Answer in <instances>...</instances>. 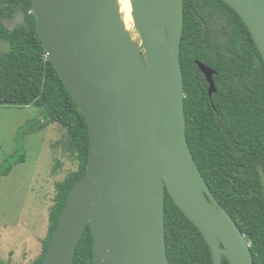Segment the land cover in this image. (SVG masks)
Instances as JSON below:
<instances>
[{
  "label": "water",
  "instance_id": "obj_1",
  "mask_svg": "<svg viewBox=\"0 0 264 264\" xmlns=\"http://www.w3.org/2000/svg\"><path fill=\"white\" fill-rule=\"evenodd\" d=\"M264 60V0H222ZM37 32L84 115L90 153L43 264H73L90 224L93 264H170L165 194L199 229L214 264H255L244 234L204 179L186 137L180 48L184 0H130L143 52L118 0H31ZM217 93L215 71L197 63Z\"/></svg>",
  "mask_w": 264,
  "mask_h": 264
},
{
  "label": "trees",
  "instance_id": "obj_2",
  "mask_svg": "<svg viewBox=\"0 0 264 264\" xmlns=\"http://www.w3.org/2000/svg\"><path fill=\"white\" fill-rule=\"evenodd\" d=\"M21 13L23 22L8 30L3 20ZM0 104L43 110L41 121L66 130L65 150L78 166L56 184L41 254L29 264H43L71 188L84 179L90 153L87 121L54 68L37 32L31 0H0ZM184 78L186 137L218 204L244 234L255 264H264V60L245 23L222 0H184L180 48ZM216 72L217 93L198 66ZM17 150L0 163V179L25 162L23 133ZM166 253L170 264H214L199 229L165 194ZM90 224L73 264H93ZM0 264H3L0 258ZM223 264H229L226 258Z\"/></svg>",
  "mask_w": 264,
  "mask_h": 264
},
{
  "label": "rangeland",
  "instance_id": "obj_3",
  "mask_svg": "<svg viewBox=\"0 0 264 264\" xmlns=\"http://www.w3.org/2000/svg\"><path fill=\"white\" fill-rule=\"evenodd\" d=\"M122 16V15H121ZM23 22L17 13L3 20L8 30ZM125 24V23H124ZM125 27L128 28L125 24ZM127 29L143 52L134 23ZM7 45L0 44V51ZM43 110L0 104V163L18 148L23 133L26 158L8 177L0 179V258L3 264H26L42 252L47 235L49 212L54 204L55 186L77 169V162L65 150L66 130L58 124L41 121L32 131L29 124L42 120Z\"/></svg>",
  "mask_w": 264,
  "mask_h": 264
},
{
  "label": "bare ground",
  "instance_id": "obj_4",
  "mask_svg": "<svg viewBox=\"0 0 264 264\" xmlns=\"http://www.w3.org/2000/svg\"><path fill=\"white\" fill-rule=\"evenodd\" d=\"M118 3L120 7V15H122L121 17L123 23L131 27V25H133V19H132V8H131L130 0H118ZM129 27L126 29L130 30Z\"/></svg>",
  "mask_w": 264,
  "mask_h": 264
},
{
  "label": "crops",
  "instance_id": "obj_5",
  "mask_svg": "<svg viewBox=\"0 0 264 264\" xmlns=\"http://www.w3.org/2000/svg\"><path fill=\"white\" fill-rule=\"evenodd\" d=\"M43 117V116H42ZM42 119V118H41ZM43 122V121H42ZM46 122V121H45ZM42 124V123H41ZM41 254V253H40ZM38 257V256H37ZM36 257V258H37ZM36 258H34V259H32V260H30L28 263H26V264H29L30 262H32V261H34Z\"/></svg>",
  "mask_w": 264,
  "mask_h": 264
}]
</instances>
